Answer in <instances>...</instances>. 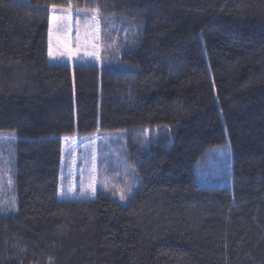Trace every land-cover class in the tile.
<instances>
[{
	"label": "trees",
	"instance_id": "trees-1",
	"mask_svg": "<svg viewBox=\"0 0 264 264\" xmlns=\"http://www.w3.org/2000/svg\"><path fill=\"white\" fill-rule=\"evenodd\" d=\"M68 6L98 13L100 66L48 62ZM1 135L0 264H264V0H0ZM74 135L111 137L124 204L60 199Z\"/></svg>",
	"mask_w": 264,
	"mask_h": 264
},
{
	"label": "rangeland",
	"instance_id": "rangeland-1",
	"mask_svg": "<svg viewBox=\"0 0 264 264\" xmlns=\"http://www.w3.org/2000/svg\"><path fill=\"white\" fill-rule=\"evenodd\" d=\"M93 16L96 17L95 20ZM102 50L100 19L95 10L75 9L72 6L52 9L48 33L50 64L67 65L70 68L76 64L100 66ZM102 138L104 146L107 145V140L111 139V137L99 135L89 138H81L77 135L63 138L59 180L60 199L88 201L95 197L92 194L93 189L96 194L97 189L109 191L114 186L117 190L116 199L121 201L120 194L127 191L118 185V179H123V176L115 175L113 179L112 176L105 174L101 177V173L105 171L104 165L100 164L102 156L99 154ZM11 140V136H0V199L5 205H8L11 200L8 195L12 175ZM4 150L7 152L5 153ZM215 154L217 155L215 161H210L206 169L220 171L222 168H227L228 149H218ZM125 183L126 187H131L133 192L136 187L133 184V177H128ZM119 203L124 204L125 200Z\"/></svg>",
	"mask_w": 264,
	"mask_h": 264
},
{
	"label": "snow or ice",
	"instance_id": "snow-or-ice-1",
	"mask_svg": "<svg viewBox=\"0 0 264 264\" xmlns=\"http://www.w3.org/2000/svg\"><path fill=\"white\" fill-rule=\"evenodd\" d=\"M93 19L95 20L96 17L93 16ZM49 54L51 55V51H50ZM93 160L95 161V156L93 157ZM128 193H131V187H128L126 192H122V193L120 194V197H119L120 200H121V201H124V200L126 199V195H127ZM92 194L95 195V190H94V189H93V193H92Z\"/></svg>",
	"mask_w": 264,
	"mask_h": 264
}]
</instances>
